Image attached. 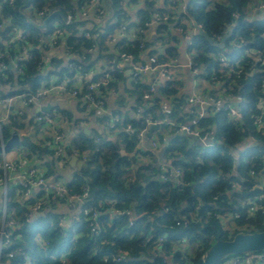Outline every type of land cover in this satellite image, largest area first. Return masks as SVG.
<instances>
[{"label":"trees","instance_id":"trees-1","mask_svg":"<svg viewBox=\"0 0 264 264\" xmlns=\"http://www.w3.org/2000/svg\"><path fill=\"white\" fill-rule=\"evenodd\" d=\"M105 1L109 0H100L97 5H93L92 0H0V72L6 77L4 82L12 87L6 95L30 96L48 87L46 82L51 79L52 71L45 75L42 71L47 57L43 51L49 46H61L70 55L66 64L61 59L50 62L57 76L54 81L72 82L70 78L79 70L78 66L82 72L93 68V61L103 55L107 41L123 23L125 14V0L108 2L112 14H108ZM182 1H171L170 7L175 4L173 10L164 11L157 8L155 0H131V3L143 4L136 11L135 23L141 31L133 40L120 41L119 54L137 60L146 45L140 38L145 25L155 13L178 12L176 6ZM261 1L264 2L187 0L186 12L202 31L216 43L224 39V46L219 48L198 32L191 34L187 53L193 56L192 67L201 68L200 76L211 82H215L213 77L221 81L222 95L237 98L240 118L233 120L222 110L200 118L198 128L214 126L209 146L195 143L180 131L179 123L171 120L174 124L167 132L170 136L162 153L169 161L165 171L161 169L162 164L157 163L158 154L150 150L133 151L137 133L147 126L146 119H171L181 115L182 97L172 101L169 112L162 110V98L174 97L176 92L170 82L161 86L157 95L153 94V88L135 82L136 103L141 112L135 118H119L115 128H109L111 134L103 130L86 133L75 119L77 132L59 155L54 152L51 136L40 143L25 135L20 137V145L27 152L25 158L35 157L42 162L49 154L57 161L64 159V155L77 153L84 161L65 185L69 196L80 197L85 189L87 192L77 205L78 212H73L66 223L57 205L69 200H58L51 195L45 199L41 190L25 199L17 191L15 194L16 185L9 188L3 228L5 232H12V236L1 248L0 264H194L218 239H230L237 232L264 230V208L251 210L254 204L247 194L259 187L258 173L264 169V126L257 123L261 115L257 104L264 94ZM252 7L257 12L250 17ZM88 9L104 26H87ZM54 10L69 15V21L55 14L47 19L44 28H38L27 20L40 23ZM186 12L178 13L183 17ZM57 29L61 34L54 33ZM53 35L55 38L51 39ZM44 38L49 45L43 42ZM169 53L176 52L171 48ZM221 55L228 59L231 67L219 71L216 57ZM9 59L16 60L17 74L7 66ZM104 71L111 79L107 86L100 88L101 94L113 89L120 75L105 66L95 79H101ZM143 95H149L147 102L143 101ZM78 102L80 108H86ZM40 111L43 110L38 109L36 116ZM35 117L33 122L43 123ZM24 119L26 113L21 111L11 113L7 120L0 122V144L10 138L11 129L18 131L23 127ZM96 119L100 124L108 120L104 114ZM177 119L181 121V116ZM166 129L167 124H161L162 131L156 133L157 141L165 142ZM246 140L250 143L240 148ZM172 169L180 170L178 178H172ZM2 173L0 166V176ZM53 173L49 168L40 172L47 179ZM161 174L168 178L162 179ZM261 191L264 192V188L257 193L262 194ZM39 198L43 203L39 210L33 211L31 206ZM221 212L233 214L228 229L224 227ZM182 241L189 242L183 252L179 248ZM189 247L196 252L188 253ZM120 254L125 256L123 261L116 260Z\"/></svg>","mask_w":264,"mask_h":264},{"label":"crops","instance_id":"crops-1","mask_svg":"<svg viewBox=\"0 0 264 264\" xmlns=\"http://www.w3.org/2000/svg\"><path fill=\"white\" fill-rule=\"evenodd\" d=\"M110 1V0H109ZM109 1H105V3L108 6V14H112L110 12V6ZM131 0H125L123 3V7L125 10V14L122 18L123 23H121L116 29L113 31L112 35L110 36V39L107 41V49L104 50L101 54H103L101 57L95 58L93 61V68L90 70H85L84 73L86 74V80L90 81L95 79V77L103 71V69L108 67L109 70L114 71L117 70L120 74L117 79L114 81L115 87L113 89H109L104 91L102 94V99L105 103L106 112L104 115L107 116L109 121L112 117L116 118H128V117H137L141 109L137 106V95L135 94L134 90L135 86L134 83L137 82L139 85L146 86L147 88L151 87L153 88V94L157 95L159 93V90L161 86H163L166 82H170L174 88L175 95L172 97V95H169L168 97L162 98V110L163 106H166V110L164 112H169L168 109H170L173 105V102L176 98L182 97L183 104L181 105V115H176L174 118H171L170 120H173L176 123L179 124H191V125H197V113L201 112L204 115V117L207 114H213L212 113V107L207 108H192V106L188 105L187 99L190 95H193L195 93H201L205 95H218L219 94V85L214 84L213 82L207 80L205 77L200 76V74H197L194 71V68L189 65V58L187 53V46L190 42V36L191 34L195 32H199V30L202 31V29L192 20L190 16H188L186 12V5L187 0H184L182 2H179L177 7V10L179 13H183L184 11L186 14L183 16L182 23L172 24L169 21H159L153 19L154 15L152 16L151 20L148 22V25H145V28L142 30V37L143 41L146 42L145 47L141 50L139 54V60L140 62H146L150 56L156 55L157 58L161 61L166 62H175L173 67L170 69L171 71V80L164 79L163 76H160L158 73L151 71L147 72L145 74H137L134 75V70L132 69V62L129 59H125L122 57L118 52L119 43L124 38H129L130 40H133L138 33H140V29L136 26V11L137 9L143 5L141 3L135 4L131 3ZM172 0H155V4L157 8L161 10H168L170 8V3ZM223 1V0H218ZM111 4V2H110ZM107 9V7H106ZM88 22L87 26L92 27L93 25L97 24L99 27H101L103 24L99 18L95 16V14L92 13L91 9L88 10ZM256 10L254 12V8H251V11L249 12V16L253 17L254 14L256 15ZM162 24H165V26H162ZM104 26V25H103ZM179 27L184 28L183 30L188 32L190 35L189 37L184 36V31L179 30ZM43 42L49 45V42L47 38L43 39ZM173 48L175 50V54L172 55L169 53L170 49ZM44 54H46V66L44 67L42 73L45 75L48 71H52L51 80H56V74L54 73V68L51 65L52 60L61 59L63 64L67 63L68 58H70V55H67L66 52L63 51V47H48L46 50L43 51ZM96 56V55H95ZM72 58H75L72 56ZM110 58V60H109ZM133 59V57H132ZM49 60V61H48ZM135 59H133L134 62ZM9 63L7 66L9 69L12 70L15 74L18 73L17 67H16V60L9 59ZM1 68V67H0ZM120 70V72H119ZM1 71V69H0ZM1 76H3V72H0ZM1 81H5L6 77H1ZM55 82V81H54ZM11 84L4 82H0V98H3L5 100L11 98V102L14 103V105L17 108H20L23 113H26V119L23 120V127L20 128L18 131H15L14 129H11V135L12 132H15L18 135L19 138V144H16L12 146L9 150L5 151L4 154L0 152V166L3 167V163L5 160H14V161H20L22 160L24 163V166H33L36 167L41 173L45 172L44 165L42 164L39 159L35 157H27L25 158V154L27 153L24 147L20 145V137L22 135L30 137L34 142L40 143L44 142L48 137L51 136L50 133V127L43 123H37L33 122V117L36 116L38 109H41L43 106H46L50 104V109L47 111L48 113H51L53 115V121L54 124L52 126H57L60 129L61 134V144L62 149L64 151L65 146H68L73 135L77 132V126L74 124V120L77 119L78 124L80 127H82L86 133L92 132L96 130L98 133L103 132L107 134H111L110 129L105 125L107 122H103V124H100L99 121L96 119V117L93 115L92 112L87 111L86 109L81 108L78 105V99L71 96L67 92H59V93H51L48 96H46L43 100L40 102H37L36 104H32L31 106H24L23 103L19 98H16L14 96H8L7 91L11 90ZM229 95V96H228ZM227 96H221L224 101H227L231 103L233 106L237 108L238 103L237 98L234 96L232 97L230 94ZM8 96V97H7ZM140 98V96H139ZM141 99V98H140ZM148 97L143 95V101L147 102ZM173 101V102H172ZM164 104V105H163ZM7 109V103L0 104V116L6 111ZM197 111V112H196ZM68 116L70 118H68ZM181 116V121L177 118ZM167 119V118H166ZM169 119V118H168ZM167 119V120H168ZM32 122L30 123V121ZM76 122V121H75ZM174 124V123H173ZM173 124H167V129L164 131V137L166 136V140L164 143H161V141H158L159 148L155 151L156 154H158V160L160 164H168L169 161L165 160L162 157L164 146L168 143L170 133H167ZM210 126V127H208ZM202 127L201 129L205 130L206 128H212L214 129V126L212 124ZM112 130V129H111ZM161 125L158 129L154 130L152 132V136L148 138L146 136L147 131L144 133V136L140 137L138 141L136 142L135 149L133 153L137 151H147L150 147V140L156 139L157 132H161ZM131 132V131H130ZM163 132V133H164ZM167 133V134H166ZM183 133V132H182ZM111 137L113 135H110ZM11 137V136H10ZM250 143V140H246L240 144V148L245 146V144ZM23 148V149H22ZM63 153V152H62ZM65 158H61L60 160H57L58 166L63 167L64 174L61 175L60 171H54L53 175L49 177L50 180H58L63 182L65 184L68 180L72 178V175L75 171L78 170L82 162L84 161L77 153L64 155ZM73 156L76 157V159H73ZM78 161H80V164H78ZM26 168V167H25ZM25 168L19 171V173H24ZM62 172V171H61ZM17 172H10L8 175V178L6 180V184L8 189L15 187V175ZM258 175H262L261 182L259 183V189L264 188V169L258 173ZM14 190V189H13ZM39 190L36 189L33 194L30 196H34L35 193H37ZM18 190H15V194ZM262 192V191H261ZM264 192H262L263 194ZM26 199V198H25ZM80 199L72 198L69 201L59 202L57 205V210L61 212L65 217L63 218L64 222L69 223L68 217L72 215L73 212H78L77 205H79L81 202ZM228 215V214H227ZM257 264V263H254Z\"/></svg>","mask_w":264,"mask_h":264},{"label":"built area","instance_id":"built-area-1","mask_svg":"<svg viewBox=\"0 0 264 264\" xmlns=\"http://www.w3.org/2000/svg\"><path fill=\"white\" fill-rule=\"evenodd\" d=\"M175 2V0H172ZM100 0H92L93 5L99 4ZM260 5L262 7V10L264 9V2H260ZM175 7V4H173L172 7H170L171 10ZM89 10V9H88ZM87 10V11H88ZM102 13V10L100 11ZM41 15L42 12H39ZM70 19V16H66V22H68ZM153 19L159 20V21H169L172 24L178 25V23H182L183 17L179 15L178 12H175L170 14H163L160 15L158 13L154 14ZM200 27V25H198ZM0 29H2V26L0 25ZM184 28L179 27V30H183ZM141 31V30H140ZM55 34H61V31L57 29ZM189 33L184 31V36L189 37ZM86 36H89V34L86 32ZM55 36L53 35L51 39H54ZM264 39V37H262ZM1 56V52H0ZM122 57L125 59H129L132 62V69L134 70V75L137 74H145L147 72L154 71L158 73L160 76H163L164 79L166 80H171V71L170 69L173 67L175 62H166V61H161L157 58L156 55L150 56L146 62H140L139 60H134L130 55L126 54H121ZM188 58H189V65L192 66V58L193 56L188 53ZM46 60V57H45ZM264 61V56L262 58ZM216 62L218 63L219 66V71H222V68H229L231 67L230 62L225 56H218L216 57ZM78 71L75 72V74L70 78L72 82H67V81H60L57 82L56 84L46 87L43 89L38 90V92L35 95H30L26 96L25 94H17L15 95L16 98H19L21 102L23 103L24 106L29 105V104H36L37 102H40L43 100L46 96L49 94L55 92H67L71 96L76 97L78 96V101H80L82 104L85 105V109L87 111H90L93 113L94 116L99 117L106 112L105 108V103L104 100L102 99V94L100 93V88L102 86H107L108 82L110 81L111 77L109 73L104 71L102 73V78L101 79H93V80H86V74L82 71H80L79 66L77 67ZM194 71L197 74H201L202 69L201 68H194ZM230 73L227 72V76ZM215 79V80H214ZM213 82L216 85H219V94L218 95H205L201 93H195L193 95H190L187 99L188 105L192 106V108H205L207 107H212V113H217L219 111H226L230 118L233 120H238L240 118V113L237 110L235 106H233L231 103L224 101L221 96V86L222 83L215 77H213ZM264 85V82H263ZM71 87V89L69 88ZM99 94V95H98ZM146 97H149V95H145ZM7 103V109L6 111L0 116V122L7 120L9 115L12 113H20L21 109L17 108L14 103L11 102V98L5 100L0 98V104H5ZM164 105V104H163ZM206 107V108H207ZM166 106H163V111L166 110ZM257 109L260 111L261 115L258 118V125L259 126H264V120L262 119V115L264 114V94L259 98L258 104H257ZM197 112V111H196ZM40 115H37L35 118L39 122H43L44 124L48 125L50 127V133L52 137V146L54 148V152L56 155H59L63 152V147L61 144V134H60V129L57 126H52L54 124V121L52 119V115L48 112L45 111H40ZM205 114L198 112L197 113V119L199 120L200 118L204 117ZM118 118L112 117L105 125L108 128H115V123L117 122ZM146 124L147 126L140 129L139 132L137 133L136 140L140 139V137L144 136V133L147 131L148 127L151 124H157L160 126L161 124H173V122L170 119H158V120H150L146 119ZM180 126V131L188 133L194 137L200 142L202 146H209L212 144V136H213V129L207 128L205 130H202L197 127V125H189V124H179ZM3 145V144H1ZM150 147L149 150L151 152H154L159 148V143L156 139H151L150 140ZM5 152H2L4 154ZM26 167V168H25ZM165 164L161 166L162 171H165ZM25 168L24 173H19L20 170ZM10 172H17L15 175V185L17 186V190L19 191V194H21L22 197L27 198L31 194L35 192L36 189L39 188V190L43 191L44 193V198L48 199L49 195L51 197L56 198L58 200H70L73 197L76 199H80L82 202L84 198L86 197V192L87 190L81 194L80 197L77 196H69L68 195V189L63 182L59 180H50L47 178H44L42 174H40V171L36 169V167L33 166H24V163L22 160L15 162L14 160H5L3 163V175L0 176V251L3 246H6L9 243V239L12 236V232L7 231L5 232L3 226H4V214H5V209H6V200H7V193H8V187L6 184V180L8 178V175ZM173 179H176L180 176V170L179 169H172V174ZM162 179L166 180L168 177L167 175L161 174L160 175ZM262 196L252 198L250 201L251 203L254 204V206L260 205L262 202ZM43 203V199L39 198L36 199L35 202L32 204L31 209L33 211L39 210ZM11 229L14 230V227L11 226ZM9 256H11V253H8ZM230 261L228 264H264V251H251L247 252L245 254H240V255H234L230 256ZM125 259L124 254H120L116 258L118 261H123Z\"/></svg>","mask_w":264,"mask_h":264},{"label":"water","instance_id":"water-1","mask_svg":"<svg viewBox=\"0 0 264 264\" xmlns=\"http://www.w3.org/2000/svg\"><path fill=\"white\" fill-rule=\"evenodd\" d=\"M55 14L61 15L62 18L66 20L65 14L60 10L52 11L48 17L42 20L40 23H36L29 18L27 20L29 23L38 28H44L47 19ZM198 33L206 37L207 40L213 45H217L219 48L224 46V39L220 43H216L212 41V39L209 38L203 31L199 30ZM235 104H237V102H235ZM206 107L207 106H205V108ZM49 109L50 104L41 108L43 111H49ZM262 119L264 120V114L262 115ZM158 128L159 126L157 124H151L147 129L146 136L150 138L152 136V132ZM183 134L191 138L195 143L200 144L196 137L185 132H183ZM18 143V135L15 132H12L11 137L6 140L3 145L0 144V152H5ZM73 159H76V157L73 156ZM78 164H80V161H78ZM259 190V187H256L247 192V194L252 195L256 192H259ZM251 251H264V230H256L253 232H237L230 239H218L202 252L194 264H221L230 256L245 254Z\"/></svg>","mask_w":264,"mask_h":264},{"label":"rangeland","instance_id":"rangeland-1","mask_svg":"<svg viewBox=\"0 0 264 264\" xmlns=\"http://www.w3.org/2000/svg\"><path fill=\"white\" fill-rule=\"evenodd\" d=\"M49 82V81H48ZM48 82H46V85H48V87H50V86H52V85H54V84H56L57 82L55 81H53V80H51L49 83ZM167 146V145H166ZM165 146V147H166ZM41 161V160H40ZM43 161H48V166H47V164L46 163H42L43 165H44V170H47L48 168L49 169H53L54 171H60V174L61 175H63L64 174V172H63V167H59L58 166V162H56V160L54 161L53 160V158L51 157V155H46L45 156V159H43ZM157 163L158 164H160L159 163V160L157 159ZM62 171V172H61ZM263 177H262V175H261V177H260V175H258V182L260 183L261 181V179H262ZM58 180H60V179H58ZM263 180V179H262ZM263 194H261V193H254V194H252L249 198H248V200H250V201H252L251 199L252 198H257V197H259V196H262ZM252 197V198H251ZM251 204H253V203H251ZM256 208H264V204H260V205H257V206H254V205H252V207H251V210H254V209H256ZM229 215H230V212H229ZM229 215H227V213L226 212H221V217H222V219H223V223H224V227H226L227 229L229 228V226H231V223H230V225H229V220L233 217V214L231 215V216H229ZM237 216V215H236ZM233 219V218H232ZM231 228V227H230ZM187 244H189V242H184V241H182V242H179V248H181V251L183 252L184 251V246L185 245H187ZM187 247V246H186ZM194 252H196L195 251V249L193 248V247H189L188 248V253H191V254H194ZM229 261H230V258H228V259H226V260H224L221 264H228L229 263Z\"/></svg>","mask_w":264,"mask_h":264}]
</instances>
